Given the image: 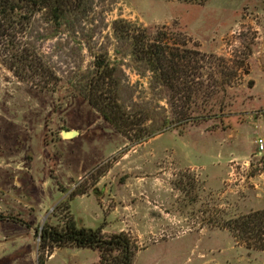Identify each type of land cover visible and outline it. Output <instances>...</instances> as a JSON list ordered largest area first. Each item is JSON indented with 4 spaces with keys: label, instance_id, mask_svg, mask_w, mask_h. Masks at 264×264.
Segmentation results:
<instances>
[{
    "label": "rangeland",
    "instance_id": "1",
    "mask_svg": "<svg viewBox=\"0 0 264 264\" xmlns=\"http://www.w3.org/2000/svg\"><path fill=\"white\" fill-rule=\"evenodd\" d=\"M82 14L54 34L41 11L25 29L55 92L15 76L0 49V264H98L97 250L40 241L42 226L69 218L125 233L132 264H264L227 225L264 210V0H89ZM115 22L165 31L205 56L204 73L231 80L203 106L212 116L176 127L168 92ZM97 55L116 67L130 139L81 93Z\"/></svg>",
    "mask_w": 264,
    "mask_h": 264
},
{
    "label": "trees",
    "instance_id": "2",
    "mask_svg": "<svg viewBox=\"0 0 264 264\" xmlns=\"http://www.w3.org/2000/svg\"><path fill=\"white\" fill-rule=\"evenodd\" d=\"M88 1L0 0V49L4 51L3 59L8 69L17 77L34 79L35 87L57 91L59 78L27 43L25 29L34 15L41 11L47 13L54 34L72 28L79 24V17L85 12ZM115 27L117 31L121 29L122 37L131 40L134 59L143 62L153 74V79L168 92L169 106L178 117L176 127L212 116L203 113L206 109L203 106L217 103V88L224 92L222 84L230 85L232 82L227 80L221 84L214 79L213 73L207 74L206 71L208 79L204 78V70L207 69L202 64L204 55L185 44L172 42L165 31L150 34L147 29H141L130 33V26L123 22H115ZM115 72L114 65L100 55L95 56L92 73L83 79L81 93L105 121L130 139L128 119L118 101L119 82L114 79ZM138 137L137 141L144 139L143 136ZM227 225L231 231L242 235L244 243L253 244L255 251L264 252V210L236 216ZM40 241L54 248L97 250L100 256L98 264H132L138 251L136 243L125 233L105 236L101 228L77 227L72 218L60 230L42 226ZM39 264L43 262L39 261Z\"/></svg>",
    "mask_w": 264,
    "mask_h": 264
},
{
    "label": "built area",
    "instance_id": "3",
    "mask_svg": "<svg viewBox=\"0 0 264 264\" xmlns=\"http://www.w3.org/2000/svg\"><path fill=\"white\" fill-rule=\"evenodd\" d=\"M255 145L257 147L258 155L263 154L264 153V139L263 138H257L255 141Z\"/></svg>",
    "mask_w": 264,
    "mask_h": 264
},
{
    "label": "water",
    "instance_id": "4",
    "mask_svg": "<svg viewBox=\"0 0 264 264\" xmlns=\"http://www.w3.org/2000/svg\"><path fill=\"white\" fill-rule=\"evenodd\" d=\"M73 134H75V132H63V136H64V137L68 136V137H66V138H70V137H72Z\"/></svg>",
    "mask_w": 264,
    "mask_h": 264
},
{
    "label": "bare ground",
    "instance_id": "5",
    "mask_svg": "<svg viewBox=\"0 0 264 264\" xmlns=\"http://www.w3.org/2000/svg\"><path fill=\"white\" fill-rule=\"evenodd\" d=\"M73 135H74V134H73ZM73 135H72V136H73ZM66 137H68V136H66Z\"/></svg>",
    "mask_w": 264,
    "mask_h": 264
}]
</instances>
